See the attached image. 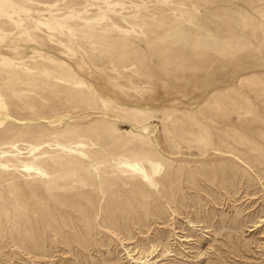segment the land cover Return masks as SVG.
Masks as SVG:
<instances>
[{"label": "rangeland", "instance_id": "1", "mask_svg": "<svg viewBox=\"0 0 264 264\" xmlns=\"http://www.w3.org/2000/svg\"><path fill=\"white\" fill-rule=\"evenodd\" d=\"M0 264H264V0H0Z\"/></svg>", "mask_w": 264, "mask_h": 264}]
</instances>
